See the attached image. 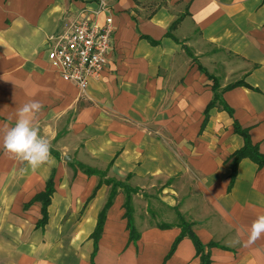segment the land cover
Listing matches in <instances>:
<instances>
[{"label": "crops", "instance_id": "crops-1", "mask_svg": "<svg viewBox=\"0 0 264 264\" xmlns=\"http://www.w3.org/2000/svg\"><path fill=\"white\" fill-rule=\"evenodd\" d=\"M107 16L113 48L80 93L52 66L54 48L72 23ZM215 92L226 108L204 122ZM32 99L55 158L36 170L3 149ZM235 121L264 154V0H0V264H91L109 179L127 187L106 210L93 264H200L188 236L165 260L182 221L209 264H264V237L245 246L264 214V166L244 158L231 180L227 160L244 145ZM49 178L38 226L42 202L27 203Z\"/></svg>", "mask_w": 264, "mask_h": 264}, {"label": "built area", "instance_id": "built-area-1", "mask_svg": "<svg viewBox=\"0 0 264 264\" xmlns=\"http://www.w3.org/2000/svg\"><path fill=\"white\" fill-rule=\"evenodd\" d=\"M101 7L105 2L101 1ZM113 23L107 16L104 24L88 18L70 25L58 39L51 59L52 66L65 81L85 93L89 80L99 77L113 48Z\"/></svg>", "mask_w": 264, "mask_h": 264}, {"label": "trees", "instance_id": "trees-1", "mask_svg": "<svg viewBox=\"0 0 264 264\" xmlns=\"http://www.w3.org/2000/svg\"><path fill=\"white\" fill-rule=\"evenodd\" d=\"M177 21L173 22V24L171 25V28L176 24ZM217 104H221L224 108H226L225 103L223 102V100L221 99L220 95L218 92H215V95L213 97V99L208 103V105L205 108V119L204 122H206V119L208 117V112L211 108L217 106ZM234 131L236 133H239L241 136H243L244 139V145L235 150L228 158L227 161L230 162V165L232 167V173H231V180L233 181V179L236 176V170H237V166L238 163L244 159V158H249L251 160H253L255 163H257L259 166H264V154L261 153L259 151L258 145L252 143L249 135H248V129L247 128H242L236 121L234 122ZM85 170H87V172L89 173H95V170L92 168H85ZM108 181L110 184L112 183V189L109 192V198L107 200V202L105 203V205L103 206V208L101 209V211L98 214V218H97V223L95 226V229L93 230V232L91 233V238L93 239L94 242V249L93 252L91 254V259L90 262L91 264H93V257L95 256L96 250L98 248V240L100 238V235L102 233L103 230V225H104V221L106 218V210L116 192V188L118 185L124 184L123 182H116L113 181L111 179L106 180ZM125 185V184H124ZM126 186V185H125ZM127 187V186H126ZM98 188V186L94 189L91 197L94 196L96 189ZM129 191H127V200H126V212L125 215L128 219V227L130 229L131 232V238L137 239L138 235L135 231V228L133 226V222H132V209L131 207L128 205V201L130 199V195L128 194V192L130 193L131 190L127 189ZM54 192V182L52 178H49L46 182V187L45 190L36 195L31 202L27 203V206L32 203L35 200H39L42 202V209H41V213H42V217L41 219L37 222L38 226H44V224L47 221V217H48V211H47V207L50 204L51 201V195ZM181 232L180 234L174 239L167 255L165 256V260H167L175 251L177 245L179 244V242L183 239V237L188 236L194 243L195 246V250H196V255L199 257L200 259V264H209L210 260H209V256L208 254L205 252V246L204 244H202V242L199 240V238L197 237V235L193 232V230L191 229V224L185 221L181 222Z\"/></svg>", "mask_w": 264, "mask_h": 264}, {"label": "clouds", "instance_id": "clouds-1", "mask_svg": "<svg viewBox=\"0 0 264 264\" xmlns=\"http://www.w3.org/2000/svg\"><path fill=\"white\" fill-rule=\"evenodd\" d=\"M44 105L35 99L29 100L17 109L16 122L3 132V149L11 158L26 162L32 170L43 165H55L51 154V142L40 134L39 114ZM245 246L255 244L264 237V214L258 215L246 229Z\"/></svg>", "mask_w": 264, "mask_h": 264}]
</instances>
